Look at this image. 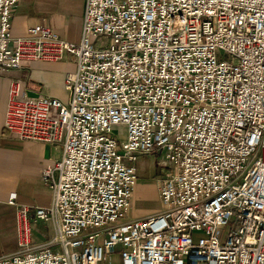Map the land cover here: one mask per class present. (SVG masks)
<instances>
[{"label": "built area", "instance_id": "built-area-1", "mask_svg": "<svg viewBox=\"0 0 264 264\" xmlns=\"http://www.w3.org/2000/svg\"><path fill=\"white\" fill-rule=\"evenodd\" d=\"M20 2L0 0V71L76 70L66 101L10 87L4 133L62 156L41 171L50 207L9 198L19 250L0 264H264V0H86L79 44L45 25L14 39ZM155 153L165 209L127 220Z\"/></svg>", "mask_w": 264, "mask_h": 264}, {"label": "crops", "instance_id": "crops-1", "mask_svg": "<svg viewBox=\"0 0 264 264\" xmlns=\"http://www.w3.org/2000/svg\"><path fill=\"white\" fill-rule=\"evenodd\" d=\"M86 0H21L17 14L12 19L14 39L27 37L30 28L45 25L52 28L62 39L79 44L83 33ZM76 70L74 57L66 54L59 62L23 61L20 68L0 71V241L12 242L11 251L0 252V258L16 253V209L8 204L12 195L19 204L50 207L53 193L41 177L42 168L54 164L62 156L60 146L33 141H20L4 133V120L10 87L18 82L21 91L68 99L65 88L66 76ZM156 166L151 179L156 182L137 180L132 205L140 198H160ZM131 205V206H132ZM155 215V214H154ZM150 215H142L147 218ZM138 219V218H135ZM52 222L33 225V240L44 244L50 239L42 237L41 229ZM54 227V225H53ZM39 231V234H38ZM55 233V231H54ZM37 244V243H36Z\"/></svg>", "mask_w": 264, "mask_h": 264}, {"label": "rangeland", "instance_id": "rangeland-1", "mask_svg": "<svg viewBox=\"0 0 264 264\" xmlns=\"http://www.w3.org/2000/svg\"><path fill=\"white\" fill-rule=\"evenodd\" d=\"M109 43V42H108ZM225 59H228L227 57H224ZM119 130L120 136H123V133ZM162 159V156H160L158 153L151 154V155H140L135 163L138 174H137V180H140L142 182H156V180L151 179V171L152 168H154V165L156 166L157 170V177L163 176L164 173L161 172V167L159 166V161ZM165 206L164 203L160 198H140L137 199L136 203L131 206L130 211L128 212L125 219L127 220H133L135 218H141L142 215H154L157 213H160L164 211ZM42 237H45L47 239H52L54 236V227L53 224H49L46 229L40 230ZM39 234V231H38ZM36 241L37 244L39 243V238ZM12 248V242L7 241L1 242L0 241V252H8L11 251ZM102 264H122V260L118 255H113L110 258H108L107 261H105Z\"/></svg>", "mask_w": 264, "mask_h": 264}, {"label": "bare ground", "instance_id": "bare-ground-1", "mask_svg": "<svg viewBox=\"0 0 264 264\" xmlns=\"http://www.w3.org/2000/svg\"><path fill=\"white\" fill-rule=\"evenodd\" d=\"M136 184H137V181L135 182V185H134V192H135ZM134 192H133V194H134ZM133 194H132V197H133Z\"/></svg>", "mask_w": 264, "mask_h": 264}, {"label": "water", "instance_id": "water-1", "mask_svg": "<svg viewBox=\"0 0 264 264\" xmlns=\"http://www.w3.org/2000/svg\"><path fill=\"white\" fill-rule=\"evenodd\" d=\"M30 96H36L37 94H29Z\"/></svg>", "mask_w": 264, "mask_h": 264}]
</instances>
